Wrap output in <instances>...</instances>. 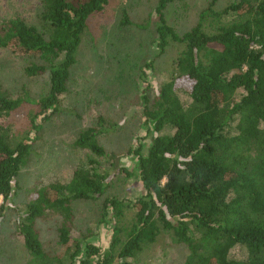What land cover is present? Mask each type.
Returning <instances> with one entry per match:
<instances>
[{
    "label": "trees",
    "instance_id": "trees-1",
    "mask_svg": "<svg viewBox=\"0 0 264 264\" xmlns=\"http://www.w3.org/2000/svg\"><path fill=\"white\" fill-rule=\"evenodd\" d=\"M173 1L157 0L148 15L155 16L154 53L171 43L182 50L157 94H148L149 85L142 91L150 144L131 146L132 168H119L141 182L142 194L134 201L102 200L100 221L112 222L105 247L90 232L76 231L75 201L100 199L112 179L114 165L103 168L100 159L113 155L99 139L113 125L96 111L95 123L72 142L87 153L70 180L40 188L17 211L24 264H137L162 232L187 249L181 264H264V0H229L218 10L209 0L183 31L166 19ZM110 2L39 0L31 22L0 5V49L37 56L24 73L48 75V89L37 99L13 97L0 81V222L31 153L29 133L60 111L88 20ZM128 24L123 11L120 25ZM153 64L143 63L141 74ZM27 104L33 106L25 112L28 130L18 135L14 115ZM49 219L57 222L60 253L42 239L39 222Z\"/></svg>",
    "mask_w": 264,
    "mask_h": 264
},
{
    "label": "rangeland",
    "instance_id": "rangeland-1",
    "mask_svg": "<svg viewBox=\"0 0 264 264\" xmlns=\"http://www.w3.org/2000/svg\"><path fill=\"white\" fill-rule=\"evenodd\" d=\"M156 2L111 0L102 14L92 15L88 20L77 49L76 63L70 69L60 111L41 123L37 131L29 133L31 153L19 172L0 222V264H24L27 254L16 230L17 211H22L24 204L40 188L52 182L70 180L76 165L87 153L74 148L72 142L81 130L95 123L96 111L105 115L113 125L99 141L113 155L106 160L100 159L103 168L114 167L109 188L100 199L75 201L76 231L90 232L91 241L105 247L112 237V222L100 221L102 200L117 196L121 200L134 201L142 194L141 182L134 176L122 174L119 168H132V156L128 154L131 146L141 143L145 149L150 144L152 134L147 133L142 125V91L149 85L148 94H157L168 78L172 60L182 50L181 44L171 43L163 54L155 56V16L151 14L149 19L148 15ZM208 2L175 0L165 9L166 19L179 31L189 29ZM228 2L216 0L214 9H221ZM38 4L39 0H0L6 11L17 9L30 22ZM123 11L127 12L132 24L120 25ZM148 59L154 60L153 68L142 75L140 67ZM39 60L20 49L16 52L0 49V81L13 97L37 99L47 91V74L28 77L24 73L29 62ZM30 108L33 106L27 104L14 115L13 128L18 135H25L28 130L25 112ZM134 212L135 208H131L127 218ZM56 223L54 219L42 220L39 228L45 245L60 253ZM186 254L183 244L175 242L171 234L162 232L137 256L136 263L181 264Z\"/></svg>",
    "mask_w": 264,
    "mask_h": 264
}]
</instances>
